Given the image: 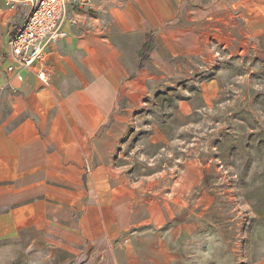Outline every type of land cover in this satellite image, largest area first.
I'll return each mask as SVG.
<instances>
[{"label":"rangeland","instance_id":"1","mask_svg":"<svg viewBox=\"0 0 264 264\" xmlns=\"http://www.w3.org/2000/svg\"><path fill=\"white\" fill-rule=\"evenodd\" d=\"M191 3L182 34H146L86 164L88 189L133 200L112 254L26 227L0 264H264V0ZM21 19L0 0L1 83Z\"/></svg>","mask_w":264,"mask_h":264},{"label":"crops","instance_id":"2","mask_svg":"<svg viewBox=\"0 0 264 264\" xmlns=\"http://www.w3.org/2000/svg\"><path fill=\"white\" fill-rule=\"evenodd\" d=\"M191 4L92 0L72 5L78 22L65 25L67 38L45 56L48 85L30 72L7 82L1 68L0 84L8 86H0V103L6 104L3 116L0 108V239L26 227L56 228L69 244L88 240L95 255L112 254L108 244L128 226L133 200L118 188L106 194L88 189L86 164L97 151L121 84L139 67L146 34L167 29L182 34L183 14L193 18ZM14 14L19 17L20 11Z\"/></svg>","mask_w":264,"mask_h":264},{"label":"built area","instance_id":"3","mask_svg":"<svg viewBox=\"0 0 264 264\" xmlns=\"http://www.w3.org/2000/svg\"><path fill=\"white\" fill-rule=\"evenodd\" d=\"M91 1L6 0L7 9L14 13L20 11L22 17L9 32L7 49L2 57L7 82L12 78L21 81L24 72H30L42 85H48L50 76L44 67L46 53L55 42L67 38L66 24L78 22L69 7Z\"/></svg>","mask_w":264,"mask_h":264}]
</instances>
